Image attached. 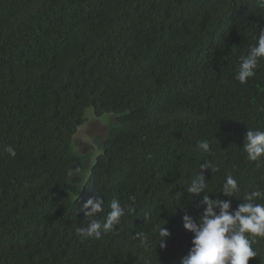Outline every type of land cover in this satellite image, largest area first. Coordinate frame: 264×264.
Masks as SVG:
<instances>
[{
	"label": "trees",
	"instance_id": "trees-1",
	"mask_svg": "<svg viewBox=\"0 0 264 264\" xmlns=\"http://www.w3.org/2000/svg\"><path fill=\"white\" fill-rule=\"evenodd\" d=\"M261 28L255 0H0V264H181L183 217L199 222L205 194L235 210L264 192V158L243 149L248 129L264 130V58L235 78ZM87 107L118 114L91 155L72 146ZM199 172L207 189L189 193ZM226 173L233 196L220 191ZM94 194L98 219L114 198L133 211L82 240ZM252 247L249 264H264V238Z\"/></svg>",
	"mask_w": 264,
	"mask_h": 264
},
{
	"label": "clouds",
	"instance_id": "clouds-1",
	"mask_svg": "<svg viewBox=\"0 0 264 264\" xmlns=\"http://www.w3.org/2000/svg\"><path fill=\"white\" fill-rule=\"evenodd\" d=\"M255 3L264 8V0H255ZM242 53L244 56L240 57L235 78L245 84L256 74L260 60L264 58V28L259 30L256 43L250 47L248 54L246 50ZM197 148L204 152L211 151L206 140L198 141ZM243 149L249 161L258 162L264 158V130L248 129ZM3 151L12 158L16 156V151L11 145H5ZM199 169L219 170L211 161H205ZM207 186L204 175L199 172L192 178L187 191L199 195L205 193ZM220 191L225 196L237 194L240 191L238 180L231 173H226ZM258 199H264V192L253 191L243 197V203L235 210H230L229 201L210 199L209 195L205 194L200 202L206 207L199 222H194L188 215L183 217L184 227L193 233V239L192 247L182 258L181 264H249L251 258L257 257V252L252 247L256 238H264V204L256 203ZM110 209L105 217L98 219L97 215L104 211V200L94 194L83 205L84 217L88 218L89 222L86 227L76 230L77 235L82 240L100 239L102 234L114 231L116 226L120 225L126 212L133 211L131 206H122L116 198L110 202ZM169 235L170 232L164 226L159 229L160 248L165 247L164 238ZM135 238L142 243L147 240L143 232H137Z\"/></svg>",
	"mask_w": 264,
	"mask_h": 264
},
{
	"label": "rangeland",
	"instance_id": "rangeland-1",
	"mask_svg": "<svg viewBox=\"0 0 264 264\" xmlns=\"http://www.w3.org/2000/svg\"><path fill=\"white\" fill-rule=\"evenodd\" d=\"M117 113L107 112L100 116L94 114L91 107H87L84 111V122L78 126L77 131L72 138V146L74 151L83 155L98 152L99 142L108 128L115 124ZM102 151V150H101ZM77 153V154H78ZM96 155V154H95ZM96 156L87 159L84 157V163L88 169L94 162Z\"/></svg>",
	"mask_w": 264,
	"mask_h": 264
}]
</instances>
